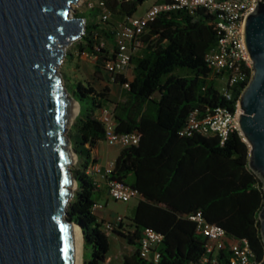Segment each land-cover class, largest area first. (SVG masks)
<instances>
[{
    "label": "trees",
    "instance_id": "trees-1",
    "mask_svg": "<svg viewBox=\"0 0 264 264\" xmlns=\"http://www.w3.org/2000/svg\"><path fill=\"white\" fill-rule=\"evenodd\" d=\"M145 1L100 0L102 6L75 13L86 19L76 51L96 57L95 78L100 79L116 62L117 31L137 15ZM103 12L109 14L108 20L101 19ZM111 16L115 21H110ZM217 18L218 13L205 8L193 13L169 9L150 21L141 35V45L131 55L132 80L119 73L113 82L129 83L123 104L108 98L107 86L98 91L90 82L67 84L80 104L69 131L78 161L72 167L77 187L67 217L82 227L85 245L92 248L91 257L83 264H101L110 247L103 230L106 221L94 212L106 180L121 181L138 194L132 216L110 232L135 247L124 264H214L205 261L207 238L189 219L197 212L222 227L229 237L247 240L255 257L264 258L260 220L264 182L249 166L248 143L237 130L224 144L216 135L180 134L191 112L212 113L217 107L233 110L244 89L238 85L233 99L227 100L206 62L220 36ZM113 104L116 131L137 133L139 142L121 148L111 172L101 181L90 171L97 161L91 152L105 141L104 124L96 112ZM147 230L163 235L157 261L140 255L139 241ZM230 256L228 248L220 251L216 264H225Z\"/></svg>",
    "mask_w": 264,
    "mask_h": 264
},
{
    "label": "water",
    "instance_id": "water-1",
    "mask_svg": "<svg viewBox=\"0 0 264 264\" xmlns=\"http://www.w3.org/2000/svg\"><path fill=\"white\" fill-rule=\"evenodd\" d=\"M78 2L0 0V264L78 261L75 226L84 233L67 206L73 181L77 187L73 101L79 111L80 104L57 71L84 35V18L73 14ZM243 41L253 75L238 126L264 182V2L246 16ZM260 220L264 238V205Z\"/></svg>",
    "mask_w": 264,
    "mask_h": 264
},
{
    "label": "built area",
    "instance_id": "built-area-1",
    "mask_svg": "<svg viewBox=\"0 0 264 264\" xmlns=\"http://www.w3.org/2000/svg\"><path fill=\"white\" fill-rule=\"evenodd\" d=\"M81 2H84L88 8L103 5L100 0H97L96 3L93 0H79L77 4ZM263 2L264 0H175L172 4H152L143 14L129 18L118 29L116 43L119 50L116 62L108 66L110 80L114 82L117 74H123L124 70L130 67L131 55L141 45V35L149 22L154 20L161 11L186 9L193 13L199 8H205L210 13H218L216 26L220 35L216 46L207 53L206 62L215 79L225 78V86L221 93L227 100H232L233 89L238 85H244L245 89L253 75V62L248 56L243 41V26L248 13L255 9L257 3ZM76 11L78 12V10ZM101 19L108 20L109 14L103 12ZM84 25L86 26V19H84ZM123 86L128 88L129 83L127 82ZM239 100L235 103L233 110H229L227 107H217L212 113H200L198 110H194L189 114L186 125L180 134L182 136L216 135L224 144L232 131L237 130L241 134L237 116L242 112ZM98 118L104 124L107 145L124 148L138 144L139 135L137 133H118L116 131L115 115L112 110H102ZM112 168L113 164L102 175L101 181L106 180V176ZM100 182H98L99 186ZM105 182L109 196L114 201L128 202L138 196L133 188L121 181L106 180ZM96 206L101 205L97 203L94 210ZM189 219L195 222L197 230L207 238L205 261L209 259L216 264L217 255L220 251L228 248L231 251V256L225 264H264V258L257 259L255 257L247 240L229 237L222 227L207 222L201 212L190 215ZM124 220L123 215H118L113 220L106 221L103 230L111 232ZM162 240V234L147 230L139 241L141 257L157 261L160 257L158 248Z\"/></svg>",
    "mask_w": 264,
    "mask_h": 264
},
{
    "label": "crops",
    "instance_id": "crops-1",
    "mask_svg": "<svg viewBox=\"0 0 264 264\" xmlns=\"http://www.w3.org/2000/svg\"><path fill=\"white\" fill-rule=\"evenodd\" d=\"M152 5V4H151ZM150 5V6H151ZM149 6V7H150ZM147 7L144 12L149 8ZM143 12V13H144ZM142 13V14H143ZM138 15V14H137ZM141 15V14H140ZM136 51H134L135 53ZM84 54L76 52H72L71 59L74 61V68L72 69L73 77L75 82L76 81H82V82H90L98 91L102 90L105 86L109 88L108 98L115 102V103H125L127 100L128 90L126 87H124L121 84L113 83L110 80V73L108 71H103L101 73V78H95L94 77V68L96 64V57L90 56L87 59H84ZM85 66H92V69L90 71L89 76L84 74V68ZM123 74L129 79L132 80L133 73L131 66L124 70ZM69 79V78H68ZM114 105V104H113ZM115 106V105H114ZM109 107V106H108ZM108 107H104L101 110H98L96 112L97 116L101 113L102 110L108 109L111 110ZM121 150V147L119 146H109L106 144L105 141H101L97 148H95L91 152V156L93 158H96V163L91 165L90 171L93 174L95 179L101 180L102 175L106 173L107 169L110 168V165L114 163L116 157L118 156L119 152ZM103 192L101 194V197L98 199V203L102 204V201L104 200L106 204L104 207H102V213L95 214L98 216L99 219H103L105 221L112 220L118 215H121L118 212H115L113 210H110L107 208L108 201L111 199L108 195V189L106 185H102ZM138 204V198L136 201V205ZM134 206V208L136 207ZM131 211L130 215H123L125 218H130L132 216L133 210ZM111 235L114 236V247L111 245L112 242L110 241V247L109 250L105 256V260L101 264H124V259L127 256H130L134 250L135 247L132 245H129L130 247L134 248V250H131L130 248H126L124 245V239L121 237H118L117 235H114L111 233ZM86 254V253H85ZM90 257H86V255L83 256V259L88 260Z\"/></svg>",
    "mask_w": 264,
    "mask_h": 264
},
{
    "label": "rangeland",
    "instance_id": "rangeland-1",
    "mask_svg": "<svg viewBox=\"0 0 264 264\" xmlns=\"http://www.w3.org/2000/svg\"><path fill=\"white\" fill-rule=\"evenodd\" d=\"M159 1L160 0H147V1H145L141 5V7L139 8V11L137 12V14L138 15L142 14L147 7H149L151 4L158 3ZM93 2L96 3L97 0H93ZM87 9H89L87 7V5L84 2H81V3L73 6V10H74L73 14H75V11L76 10H78V12L80 13V12H85ZM99 20H100V18L98 17L97 18V21L100 22ZM110 21H112V22L115 21L112 16L110 18ZM76 50H77L76 42H74L73 44L69 45L66 48V52L67 53L76 52ZM88 57H90V55H88L86 53V54H84V57L83 58L84 59H87ZM73 68H74V61L71 59V56H69V57H67V59H65V61L59 66V68L57 70L58 71V74L63 77V84L67 88L68 91H69V88H68L67 84L68 83L70 85L75 84V80H74L73 72H72V69ZM91 69H92V66H89V67L88 66H85V68H84V74L89 76ZM216 85H217L218 89L221 91L224 88V86H225V78H223V79H216ZM70 96H73V95L70 93ZM108 108H110L112 111L115 110V106L114 105H110ZM75 118H73L72 124L74 123ZM77 161H78L77 158H75V161L73 162V164H72L71 167H73L77 163ZM73 191L75 192L76 191V188ZM136 201H137V198L136 197L130 199L128 202L114 201L113 199H110L108 201L107 208H109L110 210H113L115 212H118L121 215H124V214L125 215H130L132 209L136 205ZM105 204H106V202L103 200L102 201V204H100L101 206H96L95 207L94 212H97L99 214L102 213V207H104ZM105 233L109 237L111 236L110 237V241L112 242L111 245L114 247L115 246L114 243H113L114 242V239H115L114 236L111 235L110 232H105ZM82 239L83 240H82V259H81V264L84 263L83 256L86 255V257H91V253H92L91 246L90 245H85L84 235H83ZM124 245H125L126 248H130L131 250H134V248L130 247L125 240H124Z\"/></svg>",
    "mask_w": 264,
    "mask_h": 264
},
{
    "label": "bare ground",
    "instance_id": "bare-ground-1",
    "mask_svg": "<svg viewBox=\"0 0 264 264\" xmlns=\"http://www.w3.org/2000/svg\"><path fill=\"white\" fill-rule=\"evenodd\" d=\"M79 113V105L76 101H73V108H72V119L75 118L77 116V114ZM73 190L76 188V183L75 181H73V184H72V187H71ZM75 229H76V233H77V238H76V244L78 245L76 247L77 250V258H78V261H77V264H81V259H82V237H83V234L80 230L79 227L75 226Z\"/></svg>",
    "mask_w": 264,
    "mask_h": 264
}]
</instances>
